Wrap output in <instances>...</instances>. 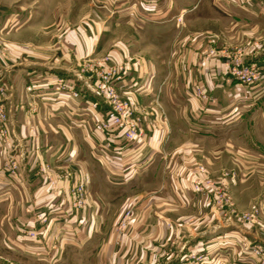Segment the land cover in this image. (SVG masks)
Here are the masks:
<instances>
[{
  "label": "crops",
  "instance_id": "0c3cea01",
  "mask_svg": "<svg viewBox=\"0 0 264 264\" xmlns=\"http://www.w3.org/2000/svg\"><path fill=\"white\" fill-rule=\"evenodd\" d=\"M89 1L93 15L78 21L44 23L41 16L10 12L0 23L1 99L10 135L0 142V263L183 264L189 252H202L209 264L222 256V264H257L238 257L235 222L220 223L214 204L191 188L189 174L174 166L164 173L171 162L202 161L238 210L259 205L263 229L244 233L264 244V0ZM178 12L185 13L179 30ZM206 19L224 20L226 32L219 24L191 29ZM46 27L52 39L44 36ZM225 43L243 47L245 61L260 66L255 85L227 79L219 55L204 58L205 49L219 51ZM92 53H107L110 65L133 61L116 85L143 112L146 143L126 146L117 134L113 150L94 146L104 141L93 131L108 108L87 105L92 80L77 74L76 64ZM57 76L74 83L80 97L56 90ZM29 83L36 101L26 91ZM198 89L215 101L197 97ZM9 154L19 161L16 178L3 168ZM76 180L85 184L83 208L72 206L67 191ZM117 201L120 207L109 212L137 204L122 233L114 228L116 212L108 217L107 211ZM38 214L47 217L45 225ZM34 227L38 238L23 234ZM172 237L178 243H169L165 259L156 261L157 244Z\"/></svg>",
  "mask_w": 264,
  "mask_h": 264
},
{
  "label": "built area",
  "instance_id": "2783aa9c",
  "mask_svg": "<svg viewBox=\"0 0 264 264\" xmlns=\"http://www.w3.org/2000/svg\"><path fill=\"white\" fill-rule=\"evenodd\" d=\"M222 55L227 57V59L223 62L225 67L224 76L227 79L235 80L239 84L248 87L255 85L261 79L263 74L260 66L254 62H246L245 52L240 50H224ZM133 64L134 63L120 62L110 66H89L78 69L77 74L84 75V73H86V76L92 80L91 92L94 98L86 99L85 101L87 105L91 109H97L98 104L102 102L108 108L105 115L102 117L100 116L96 129L93 131L95 134H103L104 141H95L94 145L102 151L106 152L113 150L111 142L117 134L123 139L126 146L146 143L145 131L142 126L144 114L142 115L137 110L135 101L132 98L128 96H121V93L118 91L116 85L117 81L123 80V77L127 74V72L133 69ZM54 83L56 90L67 91L71 97H80V92L74 87V83H71V81H68L63 76H57ZM25 88L31 96H37L34 84H29ZM3 92L4 87L0 84V142L5 144L9 142L10 135L7 111L1 99ZM194 94L204 101H215V98L210 97L202 90L198 89ZM35 105H32L31 111L35 110ZM3 168L8 172L10 177L16 178L18 176L19 169V161L17 157L9 154L6 162H4ZM67 177L68 176H65V178ZM190 184L191 188L196 193L204 195L209 192H213L214 196L218 195L221 198L225 196V193L220 189V185L211 180H202L197 177L190 179ZM71 195L72 206L83 208L86 200L85 184L82 180H76L72 184ZM256 209H254V213H257ZM254 213H245L244 217L247 219L253 218ZM36 220L39 225H45L47 223V217L45 215H36ZM22 232L32 238H38L39 236V231L36 227L24 229ZM261 250L264 251L263 249H257L255 251L261 252ZM185 259V263L183 264H203L205 262L203 261L200 253L191 252Z\"/></svg>",
  "mask_w": 264,
  "mask_h": 264
},
{
  "label": "rangeland",
  "instance_id": "374dc122",
  "mask_svg": "<svg viewBox=\"0 0 264 264\" xmlns=\"http://www.w3.org/2000/svg\"><path fill=\"white\" fill-rule=\"evenodd\" d=\"M6 5V6H5ZM4 6L7 9H4ZM90 1L89 0H0V23L2 22L3 16L8 15L10 12L13 14H34L36 16V18L40 17L41 19H44V23H48L50 20L56 21L57 17H64V20L69 19H76V21H78L80 18H83L85 15H93V12H91V8H90ZM5 11V13H4ZM8 11V13H7ZM88 15V16H89ZM185 13L183 12H178L174 15V21H175V25L177 27V29L179 30L180 28H182L185 24V17H184ZM219 24L220 26V30L222 32H226L227 29V25L224 22V20H220V22L218 23L217 20L215 19H210V20H204L201 23H198L195 25V23L191 24V29H195L197 27H202L204 30H211L212 26H217ZM1 29V28H0ZM44 30V36L47 37L51 35V28L46 27L43 29ZM4 35H3V31L2 29L0 30V54H3V52L5 51L3 45H1L3 43L4 40ZM51 38V37H50ZM55 38V37H54ZM52 39V38H51ZM218 50H213L212 48H208L204 50V54L205 57H210L212 55H214V53L216 55H219L220 57L223 58V60H226L227 57H224L223 51L224 50H228V51H243V47L238 46V47H233V46H226V43L221 45ZM244 52V51H243ZM95 55H97L96 53H92L91 55H84L82 56L79 60H77L76 64L78 66V68L80 69L81 67H99L101 64L102 66H105V63L108 64V66L110 65V63L108 62L109 59V55L107 53H101V55H97L99 56V58H94ZM121 62H129L132 63L133 61L130 60H122ZM104 64V65H103ZM106 64V65H107ZM30 84V83H29ZM33 84V83H31ZM122 97H127L126 95L121 94ZM130 97V96H128ZM132 98V97H130ZM34 101L35 97L31 98ZM133 99V98H132ZM134 100V99H133ZM135 101V100H134ZM136 104V103H135ZM155 106L156 108H158V110L160 111V113L163 115V111L161 109V106L158 104V102H155ZM32 105H35L34 103L29 105V112L33 114L34 111H31V107ZM36 106V105H35ZM137 107V106H136ZM36 109V108H35ZM138 110V109H137ZM139 111V110H138ZM142 115L143 112L139 111ZM195 157V156H194ZM174 159V158H173ZM172 159V160H173ZM192 158H185L183 159V161L181 160L180 163H176L175 165L172 164V162L170 163V165L166 168L165 167V172L164 175L168 174V170L171 167H175V169L178 171H185V174H189L190 179H194L199 177L202 180H211L214 183H218V185H220V189L225 193V196L223 198L219 197L218 195L214 196L213 192H209L208 194H199L201 196H204L207 198V200H209L211 202V204H214V207L216 209V211L218 212L219 218H220V223L221 224H225L226 223H234L236 225V232H235V247L237 249V253H238V257H240L241 259H243L244 256L246 257H250L251 259L255 260L257 262V264H264V251L261 250V252H256L255 250L257 249H263L264 250V244L250 239L247 235V233H244V229H246V231L249 233V231L251 232H259V229H263L262 227V217H261V209L259 207L258 204H254V206H251L248 209L245 210H238L234 204V201L232 199L231 193L228 189V187L223 184L222 182H217L216 180L213 179L212 175H210L208 173L207 167L205 166V164L202 161H195L194 159L191 161ZM183 166V167H182ZM168 169V170H166ZM163 172H161L162 174ZM64 175V176H63ZM62 177L61 176H57L56 179L59 178H65V176H69L68 173L63 174ZM164 177V176H163ZM166 177V176H165ZM158 180V179H157ZM160 180V178H159ZM83 181V180H82ZM84 182V181H83ZM159 183V181H157V184ZM71 187L72 184L70 186H68V193L71 195ZM87 194H86V190H85V200H86ZM219 197V198H218ZM120 202L118 203H112V204H108V217L115 213L116 211L113 210L112 212H109L110 208L114 209V207H116L118 209V207H120ZM137 204H129L127 206H125L121 211H119L118 213L116 212L117 216L116 219L114 220V228L116 230L117 233H122L123 231H125L131 224V221L133 219V213H134V208ZM85 206V205H84ZM83 206V207H84ZM115 208V209H116ZM257 208V209H256ZM254 209L257 210V213H254ZM254 213V217L247 219L246 217H244L245 213ZM184 238V237H183ZM178 238H174L172 237L171 240L166 239L165 242H161L162 244L158 243L157 245H159V249L156 250L155 252L157 253V255L155 256L156 261H162L165 259V256H167V248L169 246V243H173V245H175L176 243H178L177 241H175ZM181 240V237H180ZM220 243H222V245L224 243H227L226 239H221ZM225 245V244H224ZM260 247V248H259ZM49 250H47L46 253H48ZM155 253V254H156ZM191 252L188 253V255H190ZM195 253V252H193ZM236 253V254H237ZM38 255L39 253H35ZM226 254V252L221 253V256ZM200 255H202L203 261H205L203 264H209L208 262H206V253H200ZM48 257V256H47ZM186 258V257H185ZM225 260V257L222 256L221 258V263L219 262V264H222V261ZM48 261V260H46ZM158 263V262H155ZM1 264V263H0ZM50 264V263H49Z\"/></svg>",
  "mask_w": 264,
  "mask_h": 264
}]
</instances>
